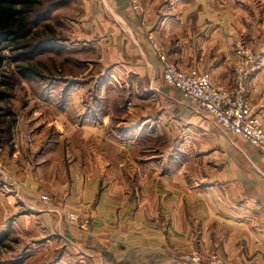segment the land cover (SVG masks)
I'll use <instances>...</instances> for the list:
<instances>
[{"label":"crops","instance_id":"1","mask_svg":"<svg viewBox=\"0 0 264 264\" xmlns=\"http://www.w3.org/2000/svg\"><path fill=\"white\" fill-rule=\"evenodd\" d=\"M140 2L134 10L130 0H87L81 45L89 62L113 67V81L72 86L61 107L65 90L52 89L49 115L37 110L26 122L12 158L32 214L12 225L55 235L79 264H188L196 251L200 264L214 255L264 264L263 155L167 86L149 41L223 89L234 85L235 45L244 42L259 66L247 102L264 122V0ZM10 207L9 216L20 209Z\"/></svg>","mask_w":264,"mask_h":264},{"label":"rangeland","instance_id":"2","mask_svg":"<svg viewBox=\"0 0 264 264\" xmlns=\"http://www.w3.org/2000/svg\"><path fill=\"white\" fill-rule=\"evenodd\" d=\"M44 1L51 9V16L39 29L44 37H51L53 42L40 47L39 50L43 52L32 60L18 63L11 61L12 53L9 49L3 51L7 59L1 68L0 81L8 84L2 89L10 97L0 103L3 110L0 111V127L3 130L10 127V133L0 135L3 142V147L0 148V264L81 263L78 262L77 254L55 235L39 234L34 226L25 229L23 224L12 225L22 215L32 214L27 206H22L25 204L23 200L29 201L32 197L26 198L23 192H19L23 186H20L14 174L19 162L12 156L15 149H18L20 133L28 129L26 122L34 117V111L49 115L47 105L52 89L65 90L62 95L58 94L61 107L65 102V92L72 86L90 85L93 88L100 87L106 81H113V67L89 62L90 47L81 45V25L83 20H87V15H84L87 0ZM19 66H31L38 74L25 78L20 75ZM126 85H121L123 110L131 99L124 89ZM30 131L33 133L28 136L32 139L37 131L32 128ZM48 134L52 132L48 130ZM28 136L26 146L31 145ZM10 204L20 208L11 216L7 215L11 209Z\"/></svg>","mask_w":264,"mask_h":264},{"label":"built area","instance_id":"3","mask_svg":"<svg viewBox=\"0 0 264 264\" xmlns=\"http://www.w3.org/2000/svg\"><path fill=\"white\" fill-rule=\"evenodd\" d=\"M134 10L141 9L140 0H130ZM151 50L162 67L163 78L167 86L181 92L183 97L198 104L203 115L212 123L225 129L230 134L244 138L252 147L258 149L264 157V122L254 113L247 102L248 82L259 69L256 54L244 42L235 45L234 54L237 64L234 71V85L223 89L215 86L209 74L197 71L185 72L169 61L160 44L149 36ZM29 141L32 139L28 136ZM39 200L50 205L53 199L48 194H41ZM64 219L71 226L78 223V215L67 212ZM188 264H200L203 257L200 252L185 256ZM206 264H230L220 256L214 255Z\"/></svg>","mask_w":264,"mask_h":264},{"label":"trees","instance_id":"4","mask_svg":"<svg viewBox=\"0 0 264 264\" xmlns=\"http://www.w3.org/2000/svg\"><path fill=\"white\" fill-rule=\"evenodd\" d=\"M50 16L51 9L44 0H0V78L1 68L7 59L3 55L4 50L9 49L11 61L18 63L32 60L43 52L40 47L53 42L51 37H44L39 29ZM18 71L25 78L38 74L31 66H19ZM6 85L0 81V103L10 97L2 89ZM9 133L10 127L5 130L0 127V135ZM1 147L3 142L0 140Z\"/></svg>","mask_w":264,"mask_h":264}]
</instances>
